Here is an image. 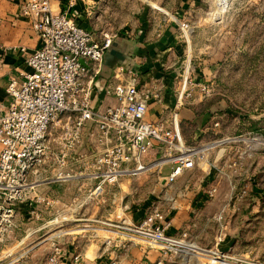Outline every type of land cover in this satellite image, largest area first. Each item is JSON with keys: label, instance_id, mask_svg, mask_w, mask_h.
<instances>
[{"label": "built area", "instance_id": "built-area-1", "mask_svg": "<svg viewBox=\"0 0 264 264\" xmlns=\"http://www.w3.org/2000/svg\"><path fill=\"white\" fill-rule=\"evenodd\" d=\"M56 1L24 0L20 5L21 16L29 18L39 33L40 45L30 52L21 48L27 53V70L9 78L7 105L0 106V244L12 237L22 203L45 209L54 206V200L38 191L41 182L79 181L77 190L85 193L86 200L102 199L123 177L149 169L160 174L169 165L165 180L172 184L205 159L201 147L186 142L180 110L193 99L195 88L207 94V85L189 84L185 76L170 117L150 122L146 114L151 103L162 101L163 87L156 81L142 84L138 73L120 66L114 76L117 82L110 87L116 104L95 108L105 56L117 34L105 33L95 39L79 24L75 0L70 1L72 9L65 11L55 9ZM216 190L211 188L209 195L214 196ZM31 208L30 217L39 219L41 212ZM53 216L54 224L70 220L58 212ZM51 222H46V228L54 225ZM108 224L122 234L105 238L107 250L117 248V254L125 253L135 239L158 246L167 258L193 255L198 250L188 230L178 235L169 232L167 213L157 205L137 222ZM66 235V229L54 233L49 240L51 251L42 264H64ZM12 256L7 255L6 264L22 258ZM73 260L79 263L81 255Z\"/></svg>", "mask_w": 264, "mask_h": 264}, {"label": "crops", "instance_id": "crops-1", "mask_svg": "<svg viewBox=\"0 0 264 264\" xmlns=\"http://www.w3.org/2000/svg\"><path fill=\"white\" fill-rule=\"evenodd\" d=\"M23 1L0 0V106L7 105L6 88L9 78L20 76L21 71L27 70V53L21 51V48L30 52L40 45V36L33 28L32 21L20 14ZM70 1L58 0L54 7L57 11L71 10ZM173 1L176 2L75 0L74 8L80 13L79 24L91 31L95 39H101L105 33L117 34L113 46L106 54L103 74L98 80L93 101L95 108L103 110L108 105L116 104L110 87L117 82L114 76L117 68L122 66L138 73L142 84L156 81V84L163 87L162 101L150 104L146 119L159 122L170 117L178 91L175 76L185 55V42L179 32L177 18L171 9H166L172 6ZM157 6L161 9L158 10ZM193 100L181 108L180 121L188 141L194 143L201 140L202 130L195 126L194 135L190 134L191 125H200L199 113L192 106ZM197 168L185 171L172 184L165 180L170 172L169 165H165V172L162 171L159 175L123 177L117 185L110 188L104 198L91 200L84 198L82 194L85 193L78 192L79 181L41 182L37 187L38 191L54 200V206L45 209L43 205L37 207L34 203H22L15 217V237H19V231H24L27 237L22 240L28 241L27 245L37 242L31 249L36 248L39 253L42 248L50 246L49 240L54 233L49 234V230H43L50 217L58 212L70 218L66 224L67 235L64 237L67 251L64 264H112L115 260L116 264H158L159 261L167 264L169 258L163 256L158 246L151 247L140 239H135L125 253L117 254V248L111 250L114 252L108 251L105 238L122 237L108 222H137L153 205L160 204L162 207L161 202L172 199V203L167 204L169 208H164L167 220L171 223L169 232L178 235L182 231L193 229L194 225L200 227L207 194L204 178L198 175H202V172ZM155 198L160 199L159 203L154 202ZM31 207L41 212L39 219L30 217ZM191 217H195L194 223ZM40 233V236H35ZM76 254L81 255L79 263L73 260Z\"/></svg>", "mask_w": 264, "mask_h": 264}, {"label": "rangeland", "instance_id": "rangeland-1", "mask_svg": "<svg viewBox=\"0 0 264 264\" xmlns=\"http://www.w3.org/2000/svg\"><path fill=\"white\" fill-rule=\"evenodd\" d=\"M166 9L179 20L185 42L175 76L178 92L185 76L189 84L203 83L209 90H193L200 125L189 130L194 135L199 126L201 140L188 141L182 129L186 142L201 147L205 155L197 168L207 194L204 216L200 227L188 230L198 250L171 256L167 264H264V0H176ZM142 174L159 175L157 169ZM211 188L217 189L214 196L208 193ZM171 203L156 205L166 211ZM54 219L50 217L51 224ZM67 222L43 231L56 233ZM17 235L14 231L0 244V264L10 260V253L13 258L22 255L15 264H42L51 246L38 253L31 249L37 242L18 245L27 233Z\"/></svg>", "mask_w": 264, "mask_h": 264}, {"label": "water", "instance_id": "water-1", "mask_svg": "<svg viewBox=\"0 0 264 264\" xmlns=\"http://www.w3.org/2000/svg\"><path fill=\"white\" fill-rule=\"evenodd\" d=\"M109 50H110V49H109ZM109 50H108V51H109ZM108 51H107V52H108ZM106 54H107V53H106ZM105 58H106V56H105Z\"/></svg>", "mask_w": 264, "mask_h": 264}]
</instances>
